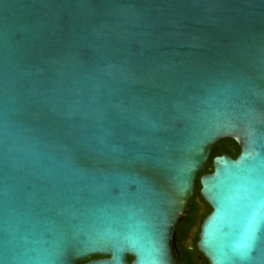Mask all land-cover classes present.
Here are the masks:
<instances>
[{
    "label": "water",
    "instance_id": "obj_1",
    "mask_svg": "<svg viewBox=\"0 0 264 264\" xmlns=\"http://www.w3.org/2000/svg\"><path fill=\"white\" fill-rule=\"evenodd\" d=\"M225 140L195 248L264 264V0H0V264H184Z\"/></svg>",
    "mask_w": 264,
    "mask_h": 264
},
{
    "label": "trees",
    "instance_id": "obj_2",
    "mask_svg": "<svg viewBox=\"0 0 264 264\" xmlns=\"http://www.w3.org/2000/svg\"><path fill=\"white\" fill-rule=\"evenodd\" d=\"M222 154H226L227 156L234 159L239 154V148H238L237 144L232 140H225V141L215 145L211 151L209 160L205 166L204 171L201 172L197 176V179L195 181V188L193 191V196L191 198L190 205H189V212H188L187 217L184 220L183 224L181 225V228L179 229L178 234H177V238H176L177 249L180 253L182 261L185 264H197V263L184 250V248L182 246V242H183L186 234L189 232H192L194 235L193 250L195 252L197 251L195 248V243L197 241V234L199 232V227H200V224H201L202 220L204 219V217L206 215H208L210 212V208H207L205 216H202L201 218L197 216L198 203L202 202V199L199 195L200 186H199L198 178L201 175L209 174L210 172H212V164H211L212 158L219 156V155H222ZM127 261L130 262L131 259L127 258ZM202 264H208V263L205 260H203Z\"/></svg>",
    "mask_w": 264,
    "mask_h": 264
},
{
    "label": "flooded vegetation",
    "instance_id": "obj_3",
    "mask_svg": "<svg viewBox=\"0 0 264 264\" xmlns=\"http://www.w3.org/2000/svg\"><path fill=\"white\" fill-rule=\"evenodd\" d=\"M222 155H226V154H222ZM222 155H219V156H222ZM207 208H209V207L203 201L199 202L198 203V207H197V216L200 217V218L202 216H205ZM180 228H181V226H180ZM179 229H178V231H179ZM177 234H178V232H177ZM176 238H177V236H176ZM193 240H194L193 233L192 232L187 233L185 238H184V240H183V242H182V246H183L184 250L188 253V255H190L192 257V259L197 264H202L203 260H205V258L198 251L195 252L193 250ZM179 256H180V253H179ZM180 258H181V256H180ZM181 260H182V258H181Z\"/></svg>",
    "mask_w": 264,
    "mask_h": 264
}]
</instances>
